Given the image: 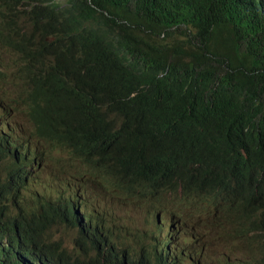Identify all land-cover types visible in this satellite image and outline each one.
<instances>
[{
  "label": "trees",
  "instance_id": "16d2710c",
  "mask_svg": "<svg viewBox=\"0 0 264 264\" xmlns=\"http://www.w3.org/2000/svg\"><path fill=\"white\" fill-rule=\"evenodd\" d=\"M77 1V26L91 19L108 41L77 53L56 36L42 49L50 71L38 83L57 120L44 125L74 153L71 175L98 197V223L110 207L102 197L158 210L171 225L185 216L181 202L200 219L205 211L219 240L239 248L249 264H264V220L256 215L264 204V0ZM33 24L40 35L44 18ZM32 33L14 47L33 54ZM2 138L0 160L15 163ZM230 188L222 213L215 203ZM67 196L65 203L79 197ZM78 210L83 227L86 212ZM0 235L14 247L0 254V264H19L32 234L4 214ZM209 244L206 237L197 245L204 262ZM76 247L94 253V234L80 229Z\"/></svg>",
  "mask_w": 264,
  "mask_h": 264
},
{
  "label": "clouds",
  "instance_id": "9594fccd",
  "mask_svg": "<svg viewBox=\"0 0 264 264\" xmlns=\"http://www.w3.org/2000/svg\"><path fill=\"white\" fill-rule=\"evenodd\" d=\"M53 1L0 0V133L7 156L15 160H0V218L5 214L32 234L30 249L19 264H106L115 254H119L116 264H249L239 248L219 240V231L209 226L200 211L202 219L191 212L171 225L158 210L102 197L110 207L102 224L98 223V197L71 175L77 166L74 153L67 145L57 144L59 136L44 125L57 126V120L45 109L48 95L38 80L50 71L49 66L44 68L50 54L42 49H48L56 36L73 52L102 47L108 39L91 19L77 26L81 8L77 0ZM42 18V33H32L33 22ZM22 33H32L33 54L14 47ZM35 180L36 186L29 185ZM68 193L79 197L65 203ZM225 195L215 203L222 213L231 202V188ZM75 207L82 209L78 210L81 215L86 212L83 227L77 223ZM256 215L264 220V204L256 208ZM57 228L70 229L75 235L66 243L54 233ZM80 229L94 234V253L84 254L76 247ZM206 237L210 249L204 262L197 245ZM13 249V243L0 235V254Z\"/></svg>",
  "mask_w": 264,
  "mask_h": 264
},
{
  "label": "rangeland",
  "instance_id": "374dc122",
  "mask_svg": "<svg viewBox=\"0 0 264 264\" xmlns=\"http://www.w3.org/2000/svg\"><path fill=\"white\" fill-rule=\"evenodd\" d=\"M175 39L181 41L179 44L182 47L186 46L187 43L185 42L184 38L180 35V33L177 32L175 34ZM10 54L13 55V53H10ZM46 92H47V95H49V91L47 89H46ZM35 186H36V183H35ZM178 205L180 206L179 208L181 210V214L186 215V214H189V213L192 212V211H190L188 209H183V207L181 206V202H178ZM178 205H176L177 208H178ZM199 213H200L201 216L205 217V213H206L205 211H200ZM54 233L56 234L57 237H59L61 240H63L66 243H68L70 241L71 237L75 235V233L72 230L63 229V228H57L54 231ZM131 244H132V246H135L133 240H132Z\"/></svg>",
  "mask_w": 264,
  "mask_h": 264
},
{
  "label": "bare ground",
  "instance_id": "6f19581e",
  "mask_svg": "<svg viewBox=\"0 0 264 264\" xmlns=\"http://www.w3.org/2000/svg\"><path fill=\"white\" fill-rule=\"evenodd\" d=\"M57 1H59V0H57ZM60 2V1H59ZM93 176H89L88 178H92ZM87 178V179H88ZM35 183H36V180L34 181V182H32V184L31 185H33V186H35ZM225 195V194H224ZM226 196V195H225ZM223 198H224V196H222ZM221 209L222 208H219V210L218 211H221ZM191 211V210H190ZM191 222H186V224H190Z\"/></svg>",
  "mask_w": 264,
  "mask_h": 264
}]
</instances>
